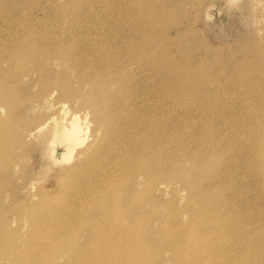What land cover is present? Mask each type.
I'll return each instance as SVG.
<instances>
[{
  "label": "rangeland",
  "instance_id": "rangeland-1",
  "mask_svg": "<svg viewBox=\"0 0 264 264\" xmlns=\"http://www.w3.org/2000/svg\"><path fill=\"white\" fill-rule=\"evenodd\" d=\"M26 22H34L40 26L53 22L63 25L67 22V27L74 29L89 27L91 30L97 28L94 30L117 32L122 48V52L120 49L118 51L119 55L125 60L131 58L130 61L134 62L133 58L137 57L141 66L136 77L129 70L124 74V82L127 80L125 84H132L125 87L126 94L121 93V100L128 104L129 111L136 110L134 108L139 111L142 109L137 119L140 118L143 122L153 121L152 125L163 128L161 133H170L167 151L171 148L168 154L173 152L169 158L171 156V161L176 159L174 165L187 167L192 157L211 155L212 162L207 168L210 167L211 171L214 168L211 179L213 177L216 181L217 178L218 182L213 187H188L177 178L170 177L172 188L162 190L155 187L152 191L141 192L142 200L147 201L148 197H152L159 204L169 202L172 209L184 216V222L181 223L186 224L187 234L190 236L196 237L198 233L192 220L194 208H213L215 216L251 220L254 227L257 225L259 231L264 233V165L261 162L264 154V0H0V83L3 84L0 85V90L8 93V87L15 82L13 87L19 100L13 106L15 109L21 107L24 112L22 114H25L20 123L9 121V124H14L10 126L4 122L5 109L3 112L0 110V145L7 146L3 152L12 164L5 168L1 164L5 160L0 162V219L6 214L10 223L2 229V233L10 237L13 235L10 247L0 244V264H15V260L22 257H26V264H46L31 259L36 255L48 257V249L42 245L39 252L34 251L35 246L41 243L37 233H42L45 229L40 226V218L35 219L36 222L31 219L29 211L37 207L44 208L43 205L36 204L42 202L46 206L51 195L60 196L57 182L67 179L77 184L73 175L60 171L64 169L63 166L73 162L72 157L74 159L79 150L88 145L93 132L91 124L83 145L74 151L72 161H68L70 163L54 159L52 149L63 152L64 147L57 140L53 141L55 138L50 134L51 123H47L40 134L26 140V125L33 126L44 121L50 110L48 107L52 106L51 113L56 101L55 95L51 104L46 106L33 102L31 107L34 110L30 114L32 121L28 119L26 123V100L38 91L41 83L30 80L31 78L26 77V68L11 61V46L15 39H25ZM48 74L54 75L56 70L51 68ZM130 88L135 92L134 95ZM65 103V108L70 112L81 115L85 111L79 103ZM158 105L162 108L158 109ZM152 107L154 110L158 109V112L153 111ZM196 114L201 117L200 121ZM87 118L90 120V116ZM130 121L135 120L132 117ZM200 123L204 126L200 127ZM148 126L151 127V123ZM11 131L13 133L10 134ZM137 131L129 130L126 133L129 137L127 141L137 140L130 150L137 156L151 154L156 143L161 142L160 139H156L155 143L152 140L155 133L152 134L151 130L144 131L145 136ZM196 135L199 136L195 137ZM126 142L118 146L126 149ZM104 146L105 144L100 149ZM140 147H143L142 151L138 149ZM211 147L217 154L211 151ZM121 160L120 158L118 163ZM218 165L221 168L217 169ZM124 170L135 189L142 191L148 185L146 176L139 169ZM200 179L198 174L190 178L193 184L199 183ZM219 181L223 184H219ZM98 183H104L101 188L103 193L96 195L108 197L104 190L107 182L101 180ZM151 185H154L153 181ZM181 188L187 190L180 191ZM128 189L127 193L130 194L132 190ZM44 196L47 198L43 199ZM73 197L76 198L77 195ZM71 204L78 206L82 201ZM12 221L14 222L11 223ZM244 224V227L251 229L247 223ZM163 225L164 221L158 220L151 226V231L157 229L160 232V226ZM159 234L156 238L163 240L158 237ZM20 245H23L22 248Z\"/></svg>",
  "mask_w": 264,
  "mask_h": 264
},
{
  "label": "bare ground",
  "instance_id": "bare-ground-1",
  "mask_svg": "<svg viewBox=\"0 0 264 264\" xmlns=\"http://www.w3.org/2000/svg\"><path fill=\"white\" fill-rule=\"evenodd\" d=\"M54 22L49 25L44 22L46 25L41 24L42 26L34 22H26V26L24 25L26 41L25 39H15L11 46L13 53L11 61L26 68V77L31 78L30 80H36V83L41 82L38 91L26 100V123L28 119L32 121L30 114L34 110L31 107L33 102L46 106L51 104L50 102L56 95L54 110L49 113L52 106L48 107L50 110L45 120L33 126L27 127L26 125V140L40 134L46 124L51 123L50 134L52 138H55L53 141L57 140L56 142L64 147L63 152L52 149L55 153L54 159L60 162L67 161V163L73 160L66 167L63 166L64 169L60 172H65L69 176L73 175V178L77 180V184L67 179L57 182V192L60 196L53 197L51 195L46 206L42 202L36 204V206L43 205L44 208L37 207L29 211L31 219L34 221L40 218V226L45 229L44 232L37 233L41 243L35 246L34 251L39 252L38 249L42 248V245L48 249V253L46 252L48 257H39L35 254L37 257H31V259L46 264H264V233L259 231L257 225L254 227L255 224L249 218L247 221L241 218L215 216L213 208L210 210L194 208L192 220L195 222L197 226L195 230L198 232L195 237L187 234L189 232L186 229V224L181 223L184 222V216L180 215L176 209H172L169 202L159 204L152 197L151 199L148 197L147 201L141 199V195H143L141 192L152 191L155 187L162 190L172 188L173 185L169 183L170 177L177 178L179 182L188 187L196 186L205 189L213 187V184L217 182V178L216 181L213 177L211 179L214 168L212 171L209 170L210 167L207 168L208 164L212 162V157L211 155L204 157L205 154H201V157L196 155L189 160L190 165L187 167L174 165L176 159L171 161V156L169 158L173 152L168 154L171 148L167 151V145L170 144L168 136L170 133L168 134L167 131V134L161 133L163 128L160 129L159 126L152 125L153 121L148 122L147 119L148 121L143 122L140 118V120L137 119L138 113L142 109L140 111L137 108L132 110L131 107L132 112L129 111L128 104L121 100V93L125 92V87H128L129 84V82L125 84L127 80L124 82V74L129 70L131 74L135 73L136 77L141 66L138 64L137 57L133 58L134 62L130 61L131 58L125 60L119 55L118 51L120 49L122 52V48L117 32L94 30L97 28L91 30L89 27L74 29L67 27V22H62L63 25L56 23L55 25ZM124 38L122 39L124 40ZM51 68L56 70V74H48ZM144 79L142 78V80ZM0 85L3 84L0 83ZM10 85L11 87L7 89L8 93H3L0 90V110L3 112L5 109L4 111H6L4 122L8 124L9 121L20 123L25 114H22L21 107L20 109L14 108L13 104L18 103L19 98L16 97L17 94L13 87L15 82ZM129 85L132 86V84ZM132 88L130 89L132 90ZM141 92L143 93V91ZM65 101L79 103L84 108V113L80 115L77 112H70L66 109L67 107L65 108ZM147 103L149 102L147 101ZM166 104H168L167 101ZM161 108L160 106L158 109ZM158 109L155 110L158 112ZM155 110L153 109V111ZM159 114L161 113L159 112ZM142 115L145 114L142 113ZM172 115L174 117V114ZM88 116H90V120H88ZM132 117L135 121H130ZM198 118L200 121L201 117ZM142 119L144 118L142 117ZM150 119L153 120V117ZM157 119L161 120V117ZM172 121L174 122V120ZM149 123H151V127L148 126ZM91 124L93 131L91 141L85 148L79 150L73 159L74 151L84 143L85 134H88ZM167 124L165 125L168 126L169 124ZM9 125L14 124L10 123ZM169 128L173 129L172 126ZM129 130H138L137 132L143 136H145L144 131L151 130L152 134L155 133L152 140L156 143V139H160L161 142L156 143L151 154L143 153L137 156L130 150L137 140L127 141L129 137L126 136V133H129ZM167 130L169 131L168 128ZM11 133L13 132L11 131ZM217 133L219 134V132ZM199 140L201 141V138ZM125 142L126 149L123 146H118ZM49 143L51 142L49 141ZM223 143L225 144L224 141ZM104 144V148L100 149ZM5 147L7 146L0 145V162L5 160L1 164L8 168L12 164L10 158L3 152ZM9 148L11 147L9 146ZM225 148L227 149V147ZM138 149L142 151L143 147ZM213 150L215 151L212 148L211 151ZM262 152L264 153L263 148ZM176 155L174 157L177 158ZM120 158L122 160L118 163ZM261 162L264 165V154ZM130 168H137L146 176L148 185L144 186L142 191L131 185L132 182L129 181L124 170ZM219 168L221 167L219 166L217 169ZM194 174L200 175L199 183L193 184L190 180ZM101 180L107 182L104 190L108 193V197L105 196V198L96 195L103 193L101 188L104 183H98ZM152 181L154 185H151ZM219 182V184H223L222 181ZM128 187L132 190L130 194L127 193ZM179 190H187V188ZM73 195H77V197L72 198ZM42 198L46 199L47 197ZM222 198L224 199L223 196ZM77 201H82V204L78 206L71 204ZM150 219H152L151 222H149ZM158 220L164 221V225L160 226L162 231L159 232L157 229L151 231V226ZM8 223L10 221L5 214L0 219V244L10 247L13 244V235L10 237V235L2 233V229ZM244 223L251 226V229L244 227ZM158 234V237L163 240L156 238ZM22 246L20 245V248ZM15 261V264H26V257Z\"/></svg>",
  "mask_w": 264,
  "mask_h": 264
}]
</instances>
